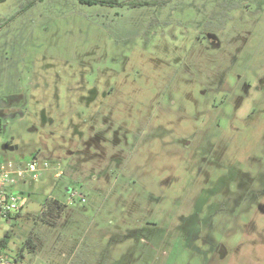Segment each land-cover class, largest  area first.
<instances>
[{"label":"rangeland","instance_id":"rangeland-1","mask_svg":"<svg viewBox=\"0 0 264 264\" xmlns=\"http://www.w3.org/2000/svg\"><path fill=\"white\" fill-rule=\"evenodd\" d=\"M25 1L0 4V167L38 170L12 187L26 203L0 218L2 253L264 264V0H44L11 18ZM48 199L65 205L55 226Z\"/></svg>","mask_w":264,"mask_h":264},{"label":"trees","instance_id":"trees-1","mask_svg":"<svg viewBox=\"0 0 264 264\" xmlns=\"http://www.w3.org/2000/svg\"><path fill=\"white\" fill-rule=\"evenodd\" d=\"M6 0H0V4L5 2ZM44 0H26L11 18L16 17L18 14L24 12L26 9L32 7L36 3L42 2ZM82 4L88 5H102V6H126L127 8H139V7H164L169 3H172L175 0H77ZM10 18V19H11ZM153 23L150 24V28L153 27ZM65 205L61 204L57 199H48L44 202L41 213H40V221L49 224L51 226L56 225L57 218L62 214ZM20 212L15 215V217L19 216ZM32 241L30 239L27 240V244H31ZM8 245V236L5 235L2 239H0V254L3 249H5ZM33 244L31 245V247ZM76 254V252H75ZM5 257V256H4ZM7 258V257H6ZM15 261H10L9 264H15Z\"/></svg>","mask_w":264,"mask_h":264},{"label":"built area","instance_id":"built-area-1","mask_svg":"<svg viewBox=\"0 0 264 264\" xmlns=\"http://www.w3.org/2000/svg\"><path fill=\"white\" fill-rule=\"evenodd\" d=\"M36 161L21 166L8 162L0 167V218L9 219L19 213L26 203V197L16 195L12 187L25 173L32 174L35 178L37 171ZM60 172L56 174V177ZM10 260L0 254V264H9Z\"/></svg>","mask_w":264,"mask_h":264},{"label":"flooded vegetation","instance_id":"flooded-vegetation-1","mask_svg":"<svg viewBox=\"0 0 264 264\" xmlns=\"http://www.w3.org/2000/svg\"><path fill=\"white\" fill-rule=\"evenodd\" d=\"M217 15L218 14L215 13V12L211 13L210 16H209V18H208V20H207V22L205 23V26L213 29L214 28L213 22H214V20H216ZM151 23L154 24L153 27H155V26H157L159 24V22L157 21V19L156 18H153V20L149 23V26H148V29H147L148 32H151L152 29H153V27L150 28V24ZM216 27L217 28H220L221 25L219 26V24H218V26H216ZM208 36H213L214 38H208ZM204 38L206 39V41H207V43H208V45L210 47H212V48H218L219 47L218 40H217V38H216V36H215V34L213 32H211V31L210 32H206V34L204 35ZM262 84H263V81H260V85H262ZM8 145L9 144H6L5 146H6L7 150L10 151L9 150L10 146L8 147Z\"/></svg>","mask_w":264,"mask_h":264},{"label":"water","instance_id":"water-1","mask_svg":"<svg viewBox=\"0 0 264 264\" xmlns=\"http://www.w3.org/2000/svg\"><path fill=\"white\" fill-rule=\"evenodd\" d=\"M208 38H214V37L213 36H208ZM9 150L12 151V150H14V148L10 147Z\"/></svg>","mask_w":264,"mask_h":264},{"label":"crops","instance_id":"crops-1","mask_svg":"<svg viewBox=\"0 0 264 264\" xmlns=\"http://www.w3.org/2000/svg\"><path fill=\"white\" fill-rule=\"evenodd\" d=\"M20 214H21V211H20ZM15 217V216H14ZM16 218V217H15ZM8 220V223L10 222L9 221V219H7ZM1 255L4 257L5 256V258H6V255H4L2 252H1ZM10 260V259H9Z\"/></svg>","mask_w":264,"mask_h":264}]
</instances>
